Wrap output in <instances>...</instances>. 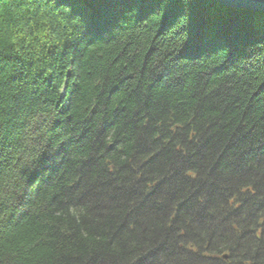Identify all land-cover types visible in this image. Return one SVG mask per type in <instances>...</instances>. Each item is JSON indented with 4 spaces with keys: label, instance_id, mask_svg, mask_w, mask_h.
Wrapping results in <instances>:
<instances>
[{
    "label": "trees",
    "instance_id": "obj_1",
    "mask_svg": "<svg viewBox=\"0 0 264 264\" xmlns=\"http://www.w3.org/2000/svg\"><path fill=\"white\" fill-rule=\"evenodd\" d=\"M0 264H264V13L0 0Z\"/></svg>",
    "mask_w": 264,
    "mask_h": 264
},
{
    "label": "water",
    "instance_id": "obj_2",
    "mask_svg": "<svg viewBox=\"0 0 264 264\" xmlns=\"http://www.w3.org/2000/svg\"><path fill=\"white\" fill-rule=\"evenodd\" d=\"M221 6L249 12L264 13V0H212Z\"/></svg>",
    "mask_w": 264,
    "mask_h": 264
},
{
    "label": "bare ground",
    "instance_id": "obj_3",
    "mask_svg": "<svg viewBox=\"0 0 264 264\" xmlns=\"http://www.w3.org/2000/svg\"><path fill=\"white\" fill-rule=\"evenodd\" d=\"M227 258V257H226Z\"/></svg>",
    "mask_w": 264,
    "mask_h": 264
}]
</instances>
